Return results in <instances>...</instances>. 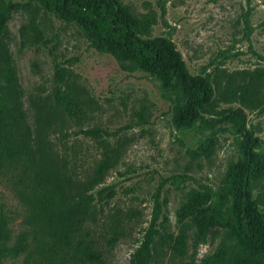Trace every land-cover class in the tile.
Masks as SVG:
<instances>
[{
  "label": "trees",
  "instance_id": "trees-1",
  "mask_svg": "<svg viewBox=\"0 0 264 264\" xmlns=\"http://www.w3.org/2000/svg\"><path fill=\"white\" fill-rule=\"evenodd\" d=\"M16 8L26 13L21 36L28 43L44 44L40 12L74 21L84 28L90 45L111 55L123 70L145 71L159 81L163 94L184 96L183 102L174 103L176 127L226 121L241 136V158L227 166L218 192L212 195L199 185L182 193L176 233L169 230L163 210L165 195L160 200L155 196L147 227L127 264H193L198 245L218 230L219 245L200 264H264V188L253 196L251 187L264 178V163L254 151L258 138L245 126L246 111H264V67L191 75L171 40L152 36L164 9L158 12L145 2L139 11L122 0H0V181L24 210L22 228L12 236L0 205V260L24 254L31 264H108L109 252L125 234L122 223L137 215L131 209L122 217L111 211L101 226L92 227L115 193L113 186L93 190L115 166L119 153L102 139L98 127L82 126L88 104L65 68L54 65L51 104L73 122L75 136L99 143L92 170L67 172L40 131H32L27 123L7 43V21ZM220 103L237 106L218 112Z\"/></svg>",
  "mask_w": 264,
  "mask_h": 264
},
{
  "label": "rangeland",
  "instance_id": "rangeland-1",
  "mask_svg": "<svg viewBox=\"0 0 264 264\" xmlns=\"http://www.w3.org/2000/svg\"><path fill=\"white\" fill-rule=\"evenodd\" d=\"M122 1L139 11L145 2L158 12L164 9L152 36L171 40L191 75L205 76L214 69L229 72L264 67V0ZM26 20L20 8L10 13L7 43L22 89L27 123L32 131H40L67 172L92 170L100 155L99 143L75 136L76 126L51 104L54 65L65 68L68 79L88 104L82 126L98 127L102 139L119 153L115 166L93 190L113 186L115 193L103 211H98L92 227L101 226L111 211H118V217L128 209L137 212L124 220L125 234L108 255V264H127L147 227L155 196L160 200L165 195L163 210L169 230L176 233L182 193L199 185L206 186L212 195L218 192L227 166L241 158V136L226 121L211 126L196 121L176 127L172 122L174 103L183 102V95L163 94L159 81L145 71L123 70L111 55L90 45L81 25L51 13L40 12L38 18L44 44L28 43L21 36ZM236 106L220 103L216 111ZM245 126L258 138L254 151L264 163V111H246ZM261 186L264 188V178L253 182V196ZM0 205L6 210L14 236L22 228L24 210L5 181H0ZM220 237L219 230L207 235L196 249L193 264L210 255ZM0 264L31 263L20 254L3 258Z\"/></svg>",
  "mask_w": 264,
  "mask_h": 264
}]
</instances>
